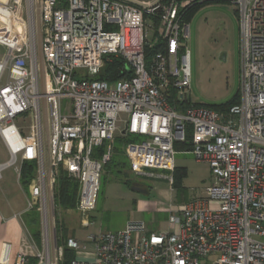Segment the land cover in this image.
<instances>
[{
  "label": "built area",
  "instance_id": "built-area-1",
  "mask_svg": "<svg viewBox=\"0 0 264 264\" xmlns=\"http://www.w3.org/2000/svg\"><path fill=\"white\" fill-rule=\"evenodd\" d=\"M206 1L0 0V138L10 155L0 170L35 162L27 210L40 215L37 264L62 256L58 169L78 181L75 211L88 227L108 157L92 153L120 134L138 139L124 148L135 176L165 170L171 186L174 143L189 135L188 151L208 164L213 181L200 199L168 203L163 229L129 219L117 231L87 235L92 253L68 238L71 264H264V0H227L239 22V101L224 110L186 98L185 15ZM112 59L122 77L98 78ZM25 261L21 253L14 264Z\"/></svg>",
  "mask_w": 264,
  "mask_h": 264
},
{
  "label": "rangeland",
  "instance_id": "rangeland-1",
  "mask_svg": "<svg viewBox=\"0 0 264 264\" xmlns=\"http://www.w3.org/2000/svg\"><path fill=\"white\" fill-rule=\"evenodd\" d=\"M20 19V28L26 30L23 14ZM188 23L187 46L190 52V85L186 93L187 100L190 103L207 105H218L231 100L239 89V22L234 5L227 0L206 1L192 11ZM5 52L6 49L0 45V55ZM129 138L133 141L138 140L134 136H129ZM114 139L108 141L106 150L103 152L108 154L105 161L112 155L111 148ZM8 158L9 154L0 141V162H4ZM174 158L175 165L179 168L184 167L186 173L180 178L179 184L173 187V190L170 189V184L164 177L170 174L168 171L154 170L153 176H135L130 166H122V173L120 172V175L117 176L112 166H105V162H101L102 168L98 179L99 188L96 193L95 207L90 212L92 224L88 227L81 226L80 216L76 214L75 210H72L69 213L72 219L69 220V215H67L68 221L64 222L68 226L69 232H73L83 240L89 233L117 231L122 228L126 219L132 216V197L138 195L122 182L124 179L131 180L130 185L132 184V186L145 184L149 187L151 199L154 200L152 205L155 209L152 208L143 218L148 221L151 216L157 218L160 224L164 223L165 225L168 217L165 204L171 202L173 205H177L200 199L205 196L206 186L213 181V174L208 164L197 161L190 151H176ZM17 183L19 182L15 177V187L18 185ZM55 185L54 183V189ZM170 190V198L165 199V196L160 194L161 191L169 193ZM19 193L23 199L22 192L19 191ZM158 201L159 204H157ZM54 214V223L57 228L59 221H63L68 213L55 205ZM39 229H41L40 224ZM34 251L39 250L35 248ZM48 255L52 262V248Z\"/></svg>",
  "mask_w": 264,
  "mask_h": 264
},
{
  "label": "trees",
  "instance_id": "trees-1",
  "mask_svg": "<svg viewBox=\"0 0 264 264\" xmlns=\"http://www.w3.org/2000/svg\"><path fill=\"white\" fill-rule=\"evenodd\" d=\"M194 5L189 8L185 15V19L188 21L191 13L198 6ZM122 77L121 70V62L117 59H112L110 63H107L104 67V71L98 76V78L106 79V80H115ZM239 101L238 93L231 100L224 102L218 105H206L213 109L224 110L231 104L237 103ZM189 103H181L179 104V109L187 106ZM196 104V103H193ZM199 105V104H198ZM130 140L127 135H117L113 141L112 146V155L111 157L105 161V166H112L115 170L116 175H120L122 173V166H129L127 158L125 156L124 148L126 143ZM108 145V141H105L102 145L96 147L92 156L94 158H100L102 153L106 150ZM174 147L176 151H187L190 147L189 135H187V140L184 142H175ZM124 173V172H123ZM186 173L184 167H174L172 171V187L177 186L179 184L180 178ZM35 175V162L33 161H23L20 166V174L19 181L24 188H28L29 183L34 178ZM125 176V175H124ZM126 185H130L131 180L124 179L123 181ZM55 189H54V204L57 208H60L66 212V210H75V204L78 196L79 184L78 181L72 177H69L66 172H64L61 168L58 169L57 176L55 179ZM23 220L25 226L29 230L33 240L40 246L41 237H40V229H39V212L36 209L28 210L23 215ZM56 230L58 233L56 234V243L57 245L62 246V256L59 264H71V261L75 257V251L73 248L67 246V239L69 228L64 224L61 220L57 225ZM38 258L36 256H28L26 257V261L24 264H37Z\"/></svg>",
  "mask_w": 264,
  "mask_h": 264
},
{
  "label": "crops",
  "instance_id": "crops-1",
  "mask_svg": "<svg viewBox=\"0 0 264 264\" xmlns=\"http://www.w3.org/2000/svg\"><path fill=\"white\" fill-rule=\"evenodd\" d=\"M3 56L4 54L0 55V59ZM0 141L9 154L1 138ZM8 159L4 162H0V164L6 163ZM20 166V163H12L6 165L0 170V261L1 259L3 261L7 260L6 264H14L17 256L21 253H23L25 257L33 256L35 252L34 249L40 247L33 240L23 220V215L28 211L27 206L29 193L28 188H25L24 190V187L19 181ZM175 167H177V165H175ZM15 177L16 181L19 182L17 183V187H15ZM138 185L140 186L141 190L145 191V193H140L139 191H137L134 187H132V184L127 185L128 188L134 190L138 195L132 197V216H129L126 221L129 219H141L146 223L149 229L159 230L165 228L167 225V221L164 225V223L160 224V221H158L157 218H152L150 216L148 221H145V219L143 218L146 217V213H148L152 208L155 209L152 205L154 204V200L151 199L150 189L147 185ZM170 189L173 190V187L170 186ZM18 190L22 192L23 199L21 193H19ZM171 190L169 193L161 191L160 194L165 196V199L170 198ZM157 204H159V201L157 202ZM167 204H165V206H167ZM71 211L72 210H66L68 214L65 215V219L63 220V222L68 221L66 217L67 215H69V220L72 219V216L69 214ZM68 237L81 241L85 245L86 252H93V245L85 240L87 238V235L85 239L81 240L82 238L80 239L73 232H69ZM5 245H7V254L5 252Z\"/></svg>",
  "mask_w": 264,
  "mask_h": 264
},
{
  "label": "water",
  "instance_id": "water-1",
  "mask_svg": "<svg viewBox=\"0 0 264 264\" xmlns=\"http://www.w3.org/2000/svg\"><path fill=\"white\" fill-rule=\"evenodd\" d=\"M137 191H139L140 193H145V191L140 190L139 188H135Z\"/></svg>",
  "mask_w": 264,
  "mask_h": 264
},
{
  "label": "flooded vegetation",
  "instance_id": "flooded-vegetation-1",
  "mask_svg": "<svg viewBox=\"0 0 264 264\" xmlns=\"http://www.w3.org/2000/svg\"><path fill=\"white\" fill-rule=\"evenodd\" d=\"M132 187H134V188H139V189L141 190V188H140V186H138V184L135 185V186H132Z\"/></svg>",
  "mask_w": 264,
  "mask_h": 264
}]
</instances>
